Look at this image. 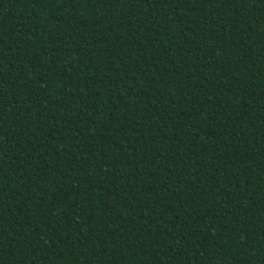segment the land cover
I'll use <instances>...</instances> for the list:
<instances>
[{
    "label": "trees",
    "instance_id": "1",
    "mask_svg": "<svg viewBox=\"0 0 264 264\" xmlns=\"http://www.w3.org/2000/svg\"><path fill=\"white\" fill-rule=\"evenodd\" d=\"M0 264H264V0H0Z\"/></svg>",
    "mask_w": 264,
    "mask_h": 264
}]
</instances>
